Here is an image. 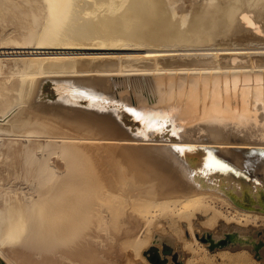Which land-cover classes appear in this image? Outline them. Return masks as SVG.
Here are the masks:
<instances>
[{
    "label": "bare ground",
    "instance_id": "6f19581e",
    "mask_svg": "<svg viewBox=\"0 0 264 264\" xmlns=\"http://www.w3.org/2000/svg\"><path fill=\"white\" fill-rule=\"evenodd\" d=\"M176 1L0 0V262L43 263L46 255L73 261L93 244L143 256L152 242L161 253L163 244L173 246L188 233L186 264H262L246 246L213 253L197 234L256 240L264 194L192 176L190 160L198 153L183 158L172 146L207 148L203 162L215 168L221 160L264 187V100L253 111L243 101L238 109L224 102V89L230 104L234 90L238 102L248 92L244 71L264 70L263 58L251 57L249 65L244 58L258 49L244 47L252 31L264 32V0H194L183 12ZM216 11L228 22L221 27L243 39L241 46L184 58L189 49L177 47L205 46L206 35L200 44L195 36L210 24L205 13ZM213 28H207L211 34ZM261 33L256 38L264 40ZM182 73L187 76L166 85L180 89L174 105L151 109L159 82ZM122 74L147 76L156 86L153 94L144 88L146 100L132 88L126 96L134 108L148 106L136 113L142 123L137 133L155 135L169 119L172 132L181 130L179 138L147 139L122 125L107 98L99 97L115 89ZM47 79L56 83L57 99L42 94ZM250 80L252 94L254 74ZM80 97H89L83 106Z\"/></svg>",
    "mask_w": 264,
    "mask_h": 264
},
{
    "label": "rangeland",
    "instance_id": "374dc122",
    "mask_svg": "<svg viewBox=\"0 0 264 264\" xmlns=\"http://www.w3.org/2000/svg\"><path fill=\"white\" fill-rule=\"evenodd\" d=\"M196 1H200V0H196ZM196 1H194V0H178V1L175 2V6L178 8V10L183 12V11H185L188 8V7H185V6H189L190 7L192 5L191 2L195 3ZM183 7H185L186 9L183 8ZM205 14L209 17L210 24L206 26V23H204L205 25H203L202 28H201L202 31L198 30L199 33L195 36L198 39L197 44H200L202 42L200 37H202V35H206V38L204 39L205 46L204 45L203 46L202 45H199V46L197 45V46H191L190 47V44H188V45H186L187 46L186 47L185 44L184 45L180 44L181 46L179 45L180 48L178 46L177 47L178 49H182V48L183 49H189L188 50L189 52H187V53H190V55H184L183 56L184 58L196 57L199 53L206 52V51L209 52V50H207L209 48L211 49V48H217V47H219V48L220 47H224V44L235 48V47H240L241 45H239V44L243 43V41H240V39H242L241 37L238 38V37L229 35L231 33V29L229 27L227 28V26H225V29H228V31L227 30L225 31L223 29L224 27H221V25H223L224 23H228L227 21L225 22L223 20V17H222L221 13H218V11H216V12H210V13L207 12ZM244 19H242V20H244ZM245 25L249 26L250 23L249 22H247V23L245 22ZM14 26H15V24L8 25L9 30L15 29ZM206 27L208 29L214 27L212 30H215V31H216V28H217V30L220 31V32L216 31V32H218L217 33L218 35L215 34L216 33L215 31H213L214 34H211V32ZM219 27H221V29ZM3 29H4L3 26L0 25V31H4ZM223 31H225V32H223ZM229 31H230V33H229ZM252 32L254 34L250 37V40H249L248 44L244 45V47L258 48V49H255V50L254 49H248L249 51H254V53H251L250 55H244V58H246V60L248 61V65L250 64L249 62H250V58L251 57L254 60H257L258 58H263L264 59V40L257 39L256 35H255L257 33L259 35L261 33V29H257L256 32H255V30H253ZM220 33H222V34H220ZM225 33H227V34H225ZM12 34L15 35L16 32H13ZM261 34L263 35L264 32L261 33ZM212 36H214V38H212ZM215 36H216L217 39H215ZM217 44L218 45L220 44L221 46L220 45L218 46ZM179 57H181V56H179ZM208 57H210V56H208ZM262 65H264V63H262ZM243 73L247 75V78H246L245 82H242V84H243L244 87H246V82L249 83V86L247 87L248 92L244 94L243 92L240 91L242 94L240 93V102H238V94H236V90H234L235 91V92L233 91L234 94L232 93V102L234 101V104H230V101H229L230 100V96L227 95V94H230V90L226 89V90L229 91V93H228V91H226L224 89V93H225L224 94V102L228 101V102H225V103H228L229 106H233V107H236L238 109V104L242 103V101H243V105L245 106V104H247L246 108H249L251 106L252 107V111H253V110H256V106L258 105V102L264 100V94H262V86H264V82H262V76H264V70L257 66L253 70L250 69L248 71H244ZM218 74L219 73L213 74V75H218ZM252 74H254V81H255L254 83H255V85H254V88H252V94H250V84H252V80H250V78L252 77ZM178 76L186 77L187 75L185 73L178 74V75L173 74V75H170V77H168L166 80H162V81L159 82L161 84V86L158 87V94H155V96L158 95L159 97H158L157 100L151 101V104H148V106H152L151 109H157V106L155 104H158L159 106L164 104V106H167L169 103H171L172 106L174 105V102H172V100H174V96H177V94H178L180 89L175 91L173 83L175 82V80L177 79ZM207 76H208V74H204L202 76V78L203 77H207ZM146 77L147 76H145L143 78L142 75H138V74H131V75L122 74V75H119V76L116 77L117 78L116 79V81H117L116 88L115 89L112 88L106 94H111L113 96L115 95L113 97L114 99L122 100L123 104H128L130 102H127L126 96L130 95V91L134 90V94H136L137 96L140 95V98H143V99L146 100L147 96H146L145 92L147 90H144V88H148V90L152 91V94L154 93V90H156V86L153 87V82L151 81V79H147ZM189 77H196V80H199V76L195 75V74H193L192 76L190 75ZM225 78L227 79L228 77H225ZM218 80H220V79H218ZM236 83L240 84V81H237ZM170 84H173L172 85L173 87L169 88L168 86H166V85H170ZM242 84H240V87L242 86ZM235 86H236V88H238V85H235ZM196 87H198V86H196ZM207 87H208V85H206V88ZM219 87H220V85H219ZM130 88H132V90H130ZM136 88H138V90H136ZM207 91H208V88H207ZM207 91H206V94H207L206 97L208 98ZM176 92H177V94H176ZM152 94H150V95H152ZM166 94H168V100H166ZM218 94L219 95L217 96V98H218V100H221V102L220 101L219 102H220V104H222V96H221L222 95V90H220V92H218ZM212 95H213V89H212V94H210V100L213 97ZM233 95H234V97H233ZM225 96H226V98H225ZM250 96H252V98H250ZM241 97L244 98V99H242ZM208 100H209V98H208ZM152 102H154V104H152ZM166 102H168V104H166ZM134 106H136V108H138V109H140V108L144 109V107L148 108V106H145L143 104H134ZM240 107H241V104H240ZM170 110H171V108L168 107L167 111H170ZM201 117H203V115ZM256 224H258L257 226L254 224L256 227L261 226V227H259L260 229L258 228L259 233H258V237L256 238V242H258V241L264 242V231L262 229L264 227V225H263L264 223L260 222V223H256ZM196 227L199 228L200 226H196ZM149 233L150 232H146L145 231L143 238L146 239V240L147 239L149 240L150 239V234ZM197 237H198L199 241H202L203 243L205 242L207 244V249L209 251L213 252V253L218 252L222 248H227L228 246H230L228 244H225V245H220V247L219 246L218 247L215 246L212 249H210L209 248L210 241L208 239L210 236H207L205 233L200 232V234L199 233L197 234ZM206 237H207V239H206ZM224 239H226V238L220 237V239L213 240V241L221 242ZM104 242H107L106 238H105ZM188 242H192V238L187 233L186 239H184L183 241H179L178 240L177 243H175L172 246L173 250H175L178 253V260L181 261L183 264H186V260H187L188 255L185 256L182 253V250L185 249L184 245L187 244ZM152 243L150 244V246L155 247L158 250V252L160 253L159 249L157 248V244H154L155 242L153 244ZM146 245H144V248H146ZM93 246H95V247H93V248L91 247L92 248L91 251H88L89 254L92 253L91 256H89V254H87V251H86L87 256H86L85 253H83L85 256H83L82 254L81 255L78 254V256H76L77 254L75 255L76 259L74 258V260H77V263H75L74 260H73L74 262L71 261V260L67 261L66 259H61V260L58 259V260H56L54 256H50V255H46L45 258H43V260H44L43 263H42V261H40V262H38V261L36 262V260L33 261V259H32V261H33V263L36 262L34 264H53V263H55V264H59V263H61V264H83L84 262H85L84 264H87L88 261L90 262V263L88 262V264H111V263H107L106 258L103 259L104 257L107 256L108 259H111L113 261L115 260L114 264H144L141 261L143 259V257H145L146 261L149 264H153L150 261H148V259L146 258V256L144 254H143V256L142 255L141 256L140 255L135 256L130 248H128L125 251V254H123V252H118L119 250H117V251L113 250V251L109 252L108 248H107V245L104 246V247H100L97 244H93ZM258 250H259V253L262 255L261 259H259V260H262L261 263L264 264V261H263L264 260V252H262L264 250H262L261 248L258 249ZM102 254H103V256H102ZM108 254H110V255H108ZM79 255H80V257H79ZM182 255H184V256H182ZM87 257H89L88 260H87ZM167 257H168L167 258L168 262L166 264H176L172 260V256L171 255H168ZM84 258H86L85 260H87V261H85ZM50 259H52V260L50 261ZM53 259H54V261H53ZM89 259L92 260V261H90ZM48 260L50 261V263H49ZM32 261L30 260L28 262V264H31ZM0 264H5V262H0Z\"/></svg>",
    "mask_w": 264,
    "mask_h": 264
},
{
    "label": "water",
    "instance_id": "95a60500",
    "mask_svg": "<svg viewBox=\"0 0 264 264\" xmlns=\"http://www.w3.org/2000/svg\"><path fill=\"white\" fill-rule=\"evenodd\" d=\"M69 83L72 85L71 80ZM55 85L56 83L51 79H47L45 81L44 86L46 87V90L43 89L42 94L45 96L46 99L54 100L58 98L56 88L54 87ZM72 89L75 92L84 91V89L76 88L74 87V85ZM91 96L92 95H90L89 97ZM114 96L111 94L101 93L99 97L107 98V101H108L107 108L108 109L110 108L113 111L116 118L122 123V125L126 129H128L132 134H136V136L144 137L140 132L137 133V128H140L142 123L139 117H137L136 115V113L139 115L142 114L143 110H140V109L135 110L136 108L132 107V105H128V104L125 105L123 103H120L117 99L113 98ZM89 97H80L79 98L80 105L83 106L84 101ZM107 108L102 109V111H105ZM163 124L165 126L164 130L161 129L157 131L155 135L150 134L149 136L144 137V138H147V139L154 138V139H162V140L170 139L173 137L179 138V133L181 130L178 129V127L176 126L175 127L177 128L176 133L172 132L171 131L172 121L171 120L166 119ZM172 147L175 150L180 151V156L183 158H185V154L186 155L192 154V156H195L198 153V158L192 157L190 160L193 162L191 166L192 176H199V179H202L204 177L208 178L210 179L211 183H214V184H217L218 181L219 180L221 181L222 179L223 180L222 184L233 185L241 189L243 188L249 189V188L255 187L258 191H261L262 194H264V187L261 182L250 179L249 177H245L240 171L233 170L228 164L222 162L221 160L219 161L220 166L219 167L216 166L215 168L211 164L207 162L206 163L203 162V158L205 154L207 155L210 154L208 153L209 150L207 148L204 149L202 147H199V148L185 147V146L183 147V146H178V145H173ZM228 189L232 191L231 186L228 187ZM246 192L248 193L247 190ZM209 241H210V245H209L210 249H212L215 246L218 247L220 245H223L222 241L216 242V241H213V239H210ZM228 245H230L231 249H234L236 246H246L248 247L249 251L254 255V257L258 260L261 259L262 257L258 249L261 248L262 250H264V242L262 241H258V242H256V240L239 241L235 237L230 240ZM143 254L146 256L148 261H150L153 264H166L168 262L167 261L168 255L172 256V260L176 264H182V262L178 260V253L175 250H173V247L170 245L163 244V249L161 253H159L155 247L150 246L146 250L143 251Z\"/></svg>",
    "mask_w": 264,
    "mask_h": 264
},
{
    "label": "flooded vegetation",
    "instance_id": "af4514ba",
    "mask_svg": "<svg viewBox=\"0 0 264 264\" xmlns=\"http://www.w3.org/2000/svg\"><path fill=\"white\" fill-rule=\"evenodd\" d=\"M222 242H223V245H225V244H228L230 241L228 240V239H224V240H222ZM220 247V246H219ZM183 264V263H182Z\"/></svg>",
    "mask_w": 264,
    "mask_h": 264
}]
</instances>
